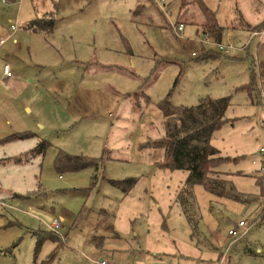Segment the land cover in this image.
Here are the masks:
<instances>
[{"label":"rangeland","instance_id":"374dc122","mask_svg":"<svg viewBox=\"0 0 264 264\" xmlns=\"http://www.w3.org/2000/svg\"><path fill=\"white\" fill-rule=\"evenodd\" d=\"M164 1V6H158L153 0H79L75 12L74 0H61L53 15V34L49 38L31 34L21 40L28 49L18 48L20 56L30 55L45 69L29 86L23 84L31 77H22L21 94L0 83V111L11 121L28 120L35 129L54 123L58 125L54 133L43 130L52 145L99 162L95 189L84 194L86 204L96 211L59 235L64 244L48 264H98L100 256L108 264H218L220 252H225L223 264H264V175L252 163L264 147V126L257 122L264 118V97L252 94L251 100L248 92L237 89L251 81L253 56L264 61V41L257 48L252 44L250 54L235 55L236 50L246 49L249 27L264 22V0H203L215 11L223 30H231L235 47L228 54L214 48L218 55L208 58L191 55L209 46L198 42L203 17L197 5L192 0ZM50 5L46 2L44 9ZM178 20L185 22L179 35L174 30ZM21 25L17 24L19 31ZM8 43L16 49L12 40ZM254 68L257 73L256 64ZM31 88L36 89L32 102L27 99ZM133 92H137L135 100L123 96ZM168 92L173 104L186 106L205 96H230L227 121L213 133L211 144L222 156L237 157L218 169L241 171L228 178L238 191L258 198L238 202L194 186L198 216H194L197 230L192 237L175 201L187 172L155 167L154 150L141 147L163 136L162 115L155 103ZM80 95L88 96V107L80 106L82 99L75 102ZM26 101L32 114L24 107ZM130 177L137 181L118 202L123 197L112 181ZM102 208L107 216H99L97 210ZM239 220L248 225L247 233L230 238L228 230ZM20 233L25 250L32 239ZM93 235L103 238L102 248L87 242ZM54 247L55 243L45 242L38 259L46 260Z\"/></svg>","mask_w":264,"mask_h":264},{"label":"crops","instance_id":"0c3cea01","mask_svg":"<svg viewBox=\"0 0 264 264\" xmlns=\"http://www.w3.org/2000/svg\"><path fill=\"white\" fill-rule=\"evenodd\" d=\"M48 1L52 2L53 10L52 5L47 7L46 10L44 9L45 3ZM60 2L61 0H0V83L5 88L9 87L17 94H21L18 86L21 85L22 77H31L29 82H24L23 84L29 86V83L32 84L34 78L39 77L40 70L45 69L34 63L30 55L29 57L27 54L20 56L18 48L21 46L25 50L28 49L24 44H21V40L25 42V38L31 34L44 36L45 38H49L53 34L54 30L51 33L35 31L30 26V23L37 19H54L53 15L61 8ZM74 2L75 4L71 9L76 12L79 7L74 8L80 3L79 0H74ZM38 8H40V11ZM14 13L16 15H13ZM34 13L35 15H33ZM7 22L11 23L8 25ZM20 22L22 24L21 31L17 28V24ZM183 24L185 25V23ZM227 32L230 34L229 41L231 42V35H233L231 30H222L221 38L226 36ZM235 37L241 39L240 35ZM11 40L17 46L16 49L8 43ZM184 40L192 42L188 39ZM261 41H264V36L260 40L252 39L251 43L245 47V50H236L239 52L235 55L240 56V52L250 54L251 45L253 44L257 48ZM210 49H214V47H207L206 51ZM2 55L4 56L3 59H1ZM253 59L251 62H255L258 72H263L259 77V85L264 97V61L255 56H253ZM74 61L75 65L78 66L79 61ZM6 66L12 72L11 77H6L4 74ZM23 80L26 81L25 79ZM74 92L76 91L74 90ZM35 94L36 89L31 88L30 95L32 96L27 99L30 102L34 101ZM123 96L126 97V93ZM79 99H82L80 106L83 107L84 104L86 105L89 102L88 96L80 95L75 97V102L79 103ZM30 105L31 103L26 101L24 107L27 108L29 114H32L33 109ZM83 119L84 117L81 118V120ZM34 125L28 120L13 122L0 111V264L37 263L40 261L38 254L41 247L47 241L55 243V247L52 249L54 251L47 255L46 260H41L40 264L50 263L52 261L49 260L50 255L54 253L55 257L57 248L64 243L61 240L58 242L53 239H46L41 244L37 255L34 256L36 238L32 232H51L49 224L53 218H58L61 222L60 234L66 231L68 233L70 229L80 225L86 216L96 211V208L86 204L84 196L85 193L95 189L96 180L93 181L92 177L96 175V171L92 167H86L79 171L57 172L54 168V160L62 149L52 145L44 137L43 130L46 129L47 133H54L58 125L53 123L46 127V124L42 123L39 128L36 126V129L33 127ZM24 132L31 135L23 138L12 137L14 134H22ZM41 140L48 143L45 151L25 160V154ZM63 173L66 174L67 178L63 177ZM129 192L124 194L121 191L123 199H118V202H122ZM13 211H16V214ZM97 211H99V216H107L103 215L107 214V210L102 208ZM20 232H25L32 239L28 246L25 247V254H23V251L25 252L24 247L21 246L23 240L20 237V234L23 233ZM17 240H19V243H17ZM87 242L94 243L100 248L103 246L101 245L103 242L102 237L93 235L90 238L88 236ZM224 255H222L221 259L218 256V264H223ZM100 259L103 258L100 256Z\"/></svg>","mask_w":264,"mask_h":264},{"label":"trees","instance_id":"16d2710c","mask_svg":"<svg viewBox=\"0 0 264 264\" xmlns=\"http://www.w3.org/2000/svg\"><path fill=\"white\" fill-rule=\"evenodd\" d=\"M192 2L197 5L203 17V20L199 22L201 32L208 33L214 41H220L223 28L217 22L215 11L210 9L203 0H192ZM185 3L183 2L182 6ZM179 22L185 23L181 20H178ZM30 26L35 31L51 33L55 29L56 23L53 18H44L32 21ZM249 30H264V22L249 27ZM218 53L214 52L213 49L202 50L196 57H214ZM254 67L255 62L252 61L251 81L237 88L248 92L251 100L252 94L255 97L258 96L259 99L262 94V89L255 79H259L263 72L255 73ZM150 81H146V83ZM175 83L176 80L173 82V86ZM141 94L146 95L143 90H141ZM136 96L137 92L126 94V97L132 100H135ZM169 96L170 92L162 100L155 103L156 108L162 115L163 136L159 139L147 140L141 144V147L154 150L156 154H153L152 161L155 167L184 170L187 172L181 187L176 192L175 201L181 207L182 213L191 228L192 237L195 230H197L194 216H198V211L194 205V186L201 185L206 192L215 197L238 202L247 203L255 201L258 198H250V196L257 195L245 194L238 191L233 181L228 178L231 174H242L241 171L231 173L218 169L223 164L237 160V157L222 156L220 151L211 144L213 133L227 121L225 112L230 105V96L219 98L205 96L200 98L197 104L191 106L173 104L169 100ZM147 97L146 95V99L148 100ZM30 135V133L24 132L22 134H14L12 137L23 138ZM47 146V141H39L33 149L25 154V160L42 154ZM86 167H92L96 171L98 170L99 162L94 158L84 155H72L63 150L58 152L54 160V168L59 173L79 171ZM92 179L95 180L96 176L94 175ZM136 181V178L130 177L125 180H113L112 184L125 194L133 188ZM261 203V214L264 215L263 195L261 196ZM32 234L36 238L34 256L39 252L44 240L53 239L58 242L61 240L59 235L52 232L33 231ZM222 255H224V252H220V259L223 257ZM52 258H54V253L50 255L49 260H52Z\"/></svg>","mask_w":264,"mask_h":264},{"label":"built area","instance_id":"2783aa9c","mask_svg":"<svg viewBox=\"0 0 264 264\" xmlns=\"http://www.w3.org/2000/svg\"><path fill=\"white\" fill-rule=\"evenodd\" d=\"M156 5L158 6H164L165 1L164 0H153ZM184 29V24L179 22L174 26L175 33L177 35L181 34V32ZM202 35L198 36V42L203 44V45H209L208 47H214L216 48L219 52H222L224 54L230 53L233 49H235L234 45L229 41V36L230 34L227 32L226 33V41H214L210 38L209 34L206 32H201ZM264 36V30H252L249 32L247 42H246V47L251 43L252 39H257L260 40ZM198 53L192 52V56H197ZM4 74L6 77H11L12 72L9 70V68L6 66L4 68ZM264 110V109H263ZM264 112V111H263ZM257 122L259 125L264 126V118L263 116L259 117ZM264 156V147H261L258 152V157L254 158L252 160L253 164L257 163V169L256 171L264 175V159H261V156ZM49 229L52 233H55L57 235L60 234V229H61V222L58 218H53L49 224ZM248 230V225L244 220H239L236 224V226L230 228L228 230V235L230 238L236 239L244 236L247 233ZM98 264H108L105 260L99 259L97 262ZM163 264H173L169 261L164 262Z\"/></svg>","mask_w":264,"mask_h":264}]
</instances>
